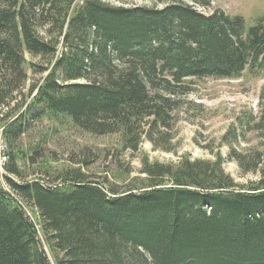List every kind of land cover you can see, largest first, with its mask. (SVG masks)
I'll use <instances>...</instances> for the list:
<instances>
[{"label": "trees", "instance_id": "obj_1", "mask_svg": "<svg viewBox=\"0 0 264 264\" xmlns=\"http://www.w3.org/2000/svg\"><path fill=\"white\" fill-rule=\"evenodd\" d=\"M77 1L0 0L4 179L15 194L0 186V264H51L44 243L55 264H264V86L258 114L245 112L223 138L242 174L258 177L248 184L236 183L219 155L166 164L144 154L139 175L122 168L121 184L110 173L112 182L94 181L83 170L97 161L90 152L57 167L43 142L23 141L46 120L115 136L120 151L139 152L145 140L167 149L194 79L264 72V14L249 26L199 9L212 0ZM247 132L258 145L239 152L233 143Z\"/></svg>", "mask_w": 264, "mask_h": 264}, {"label": "rangeland", "instance_id": "obj_2", "mask_svg": "<svg viewBox=\"0 0 264 264\" xmlns=\"http://www.w3.org/2000/svg\"><path fill=\"white\" fill-rule=\"evenodd\" d=\"M108 1V0H107ZM81 0L77 1V4ZM113 5H143L163 7L160 0H109ZM222 9L232 16H242L249 26L258 23L264 14V0H212V6L203 9L211 13L214 9ZM36 61V59L31 58ZM42 75L30 73V82H38ZM264 86V72L250 73L248 70L239 78L234 79H194L192 91L187 96H180L179 107L174 111L176 118L173 129L171 145L167 149L155 148L152 142L145 140L139 152L120 151L119 140L115 136L97 137L88 134H79L74 128L66 126L57 128L44 120L35 121L31 131L23 138L24 144L42 143L46 148L47 160L52 166H74V160L82 159L84 152H90V157L96 156V162L89 168L83 169L94 181H103L109 176L121 184L125 175L118 173L122 168L129 169L132 176L139 175L141 169V156L146 154L151 161L178 164L182 157L191 159H215L218 155L224 158V170L238 184H248L258 181L253 174L243 175L237 163L229 159L231 146L224 141L225 134L237 124V118L245 112H259V94ZM258 145L256 133L247 132L239 142L233 143L237 151H252ZM170 146V147H169ZM170 150V151H168ZM95 154V155H94ZM110 154L113 156L109 157ZM117 157V159H115ZM119 157V158H118ZM110 160H114L111 163ZM26 169L27 178H35L33 169ZM112 168V171H111ZM120 170V171H121ZM110 171V172H108ZM122 172V171H121ZM111 174L113 178H111ZM115 176V177H114ZM123 178V179H124ZM19 180V179H18ZM39 224L38 217L27 203H24ZM40 227V226H39ZM42 237V235H41ZM51 264H55L48 246L43 244Z\"/></svg>", "mask_w": 264, "mask_h": 264}, {"label": "built area", "instance_id": "obj_3", "mask_svg": "<svg viewBox=\"0 0 264 264\" xmlns=\"http://www.w3.org/2000/svg\"><path fill=\"white\" fill-rule=\"evenodd\" d=\"M7 155H8V143L7 141L4 139L3 136V128L0 126V186L3 188V190H5L9 195H11L13 193V191L11 190V188L8 186V184L6 183L5 179H4V172H5V163L7 161ZM21 205L24 207V210L26 212V215L36 224V228L38 229L39 226L37 225L32 212L26 207L24 206L22 203ZM39 232V231H38ZM39 238L42 239L40 233H39Z\"/></svg>", "mask_w": 264, "mask_h": 264}, {"label": "bare ground", "instance_id": "obj_4", "mask_svg": "<svg viewBox=\"0 0 264 264\" xmlns=\"http://www.w3.org/2000/svg\"><path fill=\"white\" fill-rule=\"evenodd\" d=\"M4 131V130H3ZM4 136V135H3ZM5 139V138H4ZM8 149H9V146H8ZM12 195L13 196H15V194L14 193H12ZM16 198V197H15ZM22 202H20V204H21ZM23 204V203H22ZM24 205V204H23Z\"/></svg>", "mask_w": 264, "mask_h": 264}]
</instances>
